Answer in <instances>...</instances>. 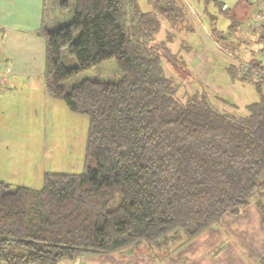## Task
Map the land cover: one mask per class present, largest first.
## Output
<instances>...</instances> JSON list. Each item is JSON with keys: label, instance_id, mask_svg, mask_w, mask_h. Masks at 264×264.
I'll use <instances>...</instances> for the list:
<instances>
[{"label": "trees", "instance_id": "obj_1", "mask_svg": "<svg viewBox=\"0 0 264 264\" xmlns=\"http://www.w3.org/2000/svg\"><path fill=\"white\" fill-rule=\"evenodd\" d=\"M147 4L144 12L138 0H73L71 7L61 0L68 21L36 30L46 93L88 117L87 163L76 174L44 173L40 189L0 182V264H58L128 246L162 260L253 203L264 224V13L246 59L234 55L235 42L211 32L235 59L229 77L253 85L259 97L236 115L204 92L177 98L179 85L165 68L180 80L191 76L167 47L171 35H156L163 20L190 30L184 6ZM239 19L233 12V29ZM111 59L118 80L65 86Z\"/></svg>", "mask_w": 264, "mask_h": 264}, {"label": "rangeland", "instance_id": "obj_2", "mask_svg": "<svg viewBox=\"0 0 264 264\" xmlns=\"http://www.w3.org/2000/svg\"><path fill=\"white\" fill-rule=\"evenodd\" d=\"M58 1L60 5L61 0ZM180 1L190 30H173L163 20L156 35L158 41L171 35L167 47L170 53L182 59L190 73L189 80H180L165 68V73L179 85L177 98L204 92L218 109L245 114L244 105L258 101L259 97L253 85L229 77L226 67L235 63V59L218 46L213 39L215 34L211 37V32L215 28L216 37L224 36L235 42L234 55L239 53L241 58H246L255 49L253 40L259 34L260 23L257 14L264 13V0H216L227 5L231 11L227 15L220 12L213 1ZM237 4L242 11L240 15L238 6L234 9ZM59 5L58 10H47L46 20L53 21L60 15V20L63 19L60 23L68 21L69 9L59 11ZM138 5L144 12L151 10L147 0H138ZM233 12L240 17L234 29L231 25ZM161 32L163 38L159 39ZM67 57L65 65L69 66ZM118 78V69L111 59L67 80L65 86H73L84 79L107 82ZM87 125V116L70 112L63 102L48 96L42 76L26 77L15 88L1 86L0 182L40 189L44 173L81 172L87 163Z\"/></svg>", "mask_w": 264, "mask_h": 264}, {"label": "crops", "instance_id": "obj_3", "mask_svg": "<svg viewBox=\"0 0 264 264\" xmlns=\"http://www.w3.org/2000/svg\"><path fill=\"white\" fill-rule=\"evenodd\" d=\"M65 1L71 7L73 0ZM58 2L0 0V87L15 88L26 77H43L44 40L35 32L42 25L53 29L61 24L60 15H55L53 21L46 20L47 10H58ZM158 35L159 39L163 38L162 32ZM139 249L128 246L103 255L62 260L58 264H261L264 258L262 215L254 203L239 215H225L218 226L207 228L162 260L148 257Z\"/></svg>", "mask_w": 264, "mask_h": 264}, {"label": "built area", "instance_id": "obj_4", "mask_svg": "<svg viewBox=\"0 0 264 264\" xmlns=\"http://www.w3.org/2000/svg\"><path fill=\"white\" fill-rule=\"evenodd\" d=\"M258 17H259L260 19H262L263 16H262V14H259ZM261 57H262V60H264V56L262 55ZM243 66H244V69H245V70H246L247 67H248V65H245V64H244ZM261 69H263V67H262ZM6 72H8V68L5 69V73H6ZM263 72H264V71H263ZM1 76H2V75H0V81H2Z\"/></svg>", "mask_w": 264, "mask_h": 264}]
</instances>
